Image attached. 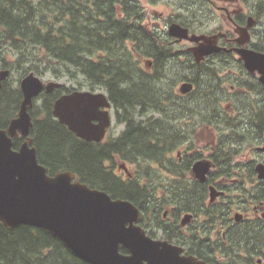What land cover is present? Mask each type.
<instances>
[{
    "label": "trees",
    "instance_id": "16d2710c",
    "mask_svg": "<svg viewBox=\"0 0 264 264\" xmlns=\"http://www.w3.org/2000/svg\"><path fill=\"white\" fill-rule=\"evenodd\" d=\"M160 1L0 0L1 65L20 72L19 77L31 71L39 75L51 71L55 77L65 75L71 80L81 75L89 89L106 92L114 107L116 123H126L119 137L97 143L85 141L74 136L51 115L55 94L70 92L73 88L60 86L50 98L41 96L43 104L30 110L33 120L31 145L35 147L38 162L50 175L69 170L90 187L104 190L112 198H127L135 203L141 194L144 195L146 186H140L136 177L135 180H122L106 166L107 161L112 165L122 161L135 164L137 172L158 174L149 163L174 162L176 158L169 153L178 146L185 145V150L199 147L193 134L204 123L214 132V152L220 151L219 157L210 154L211 157L224 172L232 173L233 161L244 146L250 144V133L263 138L264 98L259 100L250 93L248 75H223L221 72L233 68L234 56L218 52L195 63L191 52L173 43L165 29L146 25L145 5L155 6ZM172 1L176 3L172 10L175 16L170 15L167 22L176 21L197 32L204 31L216 20V11L207 0ZM250 7L258 22L251 45L264 51V0H254ZM213 61L217 64H211ZM179 80H190L198 86L194 85V89L182 96L177 93ZM9 83L0 91V128H5L8 118L16 115L20 99ZM226 83L242 89L241 92L236 90L240 95L233 100V108L240 110L241 116L224 111ZM253 85L264 92V85L257 80ZM239 105L254 111L258 117L252 119L254 112L248 114ZM152 132L158 134L154 136L156 139L151 137ZM188 135L190 139L186 138ZM24 139L22 136L13 139V148ZM163 140L168 142L160 143ZM198 154L202 152L194 153ZM253 163H250V182L256 181V184L236 182L234 185L239 189L235 193L239 195L245 191L255 203L264 202V183L255 179ZM145 176V184L150 185L154 178ZM202 188L203 185L198 186L196 193L177 189L182 194L180 203L197 204ZM205 214L207 220L215 217L214 210H207ZM258 224L261 229L254 227L250 234L251 247L261 245L259 251H250L254 259L264 255V221ZM243 230L238 229L233 234L237 244L243 245L246 240L241 237L242 233H250ZM254 259L246 264H254ZM207 263L215 264L214 261ZM0 264L90 263L46 229L26 224L7 229L0 222Z\"/></svg>",
    "mask_w": 264,
    "mask_h": 264
},
{
    "label": "water",
    "instance_id": "95a60500",
    "mask_svg": "<svg viewBox=\"0 0 264 264\" xmlns=\"http://www.w3.org/2000/svg\"><path fill=\"white\" fill-rule=\"evenodd\" d=\"M254 23L251 16L247 25L240 27L244 35L237 39L240 44L248 40V30ZM166 32L175 42H189L187 50L196 62L221 50L236 52L248 71L257 73L264 84V51L223 47L218 40L224 33L193 32L176 21L169 22ZM8 74V68L0 70V87ZM60 85L54 80L44 83L33 71L20 80L23 97L18 115L6 129H0V222L7 229L20 224L46 229L90 264H203L194 256L180 255L182 248L179 246L145 236L134 224L139 214L130 201L113 199L106 191L76 179L69 170L49 175L37 160L35 147L30 145L31 138H27L18 150L12 148L9 135L19 132L28 136L32 126L28 106H32V100L43 89L49 92ZM191 88L190 81L179 85L182 93ZM109 108L105 91L74 89L54 100L51 114L76 137L99 142L112 122ZM258 150L264 153V145ZM210 168L211 163L203 159L192 166L201 181L205 180ZM255 170L258 178L264 179V163H256ZM209 192L210 202L224 193L213 185L209 186ZM235 218L237 220V214ZM189 219L190 214H187L182 222ZM120 247L126 248L127 254L120 252Z\"/></svg>",
    "mask_w": 264,
    "mask_h": 264
},
{
    "label": "flooded vegetation",
    "instance_id": "af4514ba",
    "mask_svg": "<svg viewBox=\"0 0 264 264\" xmlns=\"http://www.w3.org/2000/svg\"><path fill=\"white\" fill-rule=\"evenodd\" d=\"M209 5L219 13V15L223 18V21L229 25L230 29H226L224 26L220 28H216L214 30L207 31L208 34H213L217 32L224 33V36L219 37L218 43L226 48L230 47H243L247 49H254L251 43L254 41L253 34L254 29L257 28V19L254 16L253 8H246V6L241 2V0L235 1H227V0H207ZM240 16V18L238 17ZM253 17L255 23L249 28V36L248 40L244 44H240L237 39L243 38V32L240 27H244L248 23V19ZM241 21V22H240ZM182 42V41H180ZM179 42V43H180ZM175 42V39L173 40ZM221 54H231L235 58V62H233V68H228L227 71L221 70L223 75L229 74L238 76L240 74L248 75V84L250 87V93L254 94L259 100L264 98V92L261 88L254 84V80H257L261 85L262 84L258 79V74H252L248 71V69L244 66L242 60H240V56L234 51L221 50L219 51ZM218 53V52H215ZM215 53L209 54L205 56L199 62H196L193 57V61L195 63H200L205 61L208 57L214 55ZM211 64H217L216 61L211 62ZM147 67H150V64L147 63ZM8 68L1 65L0 62V70ZM9 74L6 79L1 81L0 91L3 86L6 87L7 82L11 80V72L12 70L8 68ZM184 81L190 80H179V84L177 85V93L180 95H186L192 89L197 87L198 85L193 84V88L187 93H182L179 91V85ZM11 82V81H10ZM191 82V81H190ZM10 88L16 91L20 99L16 104V115L8 118V124H10L11 120L17 116L21 100L23 97V93L20 88V80L17 82L9 83ZM251 85V86H250ZM62 86V85H61ZM235 84L226 83L225 84V103L223 104L224 111L230 113L231 115L241 116L242 112L240 110H235L233 108V100L239 96L240 94L236 93V90L241 92V88H237ZM59 88V86L57 87ZM57 88L46 92L44 89L40 92L39 96L35 97L32 100V107L28 109V113L30 114L32 125V115L30 110L35 108H39L43 104V99L41 96L47 95L50 96L56 93ZM63 93H68L65 91L57 92L53 98L52 104L54 100ZM18 96V98H19ZM110 101V100H109ZM240 106V105H239ZM243 111L251 114L254 111L246 110L247 107L240 106ZM52 110V108H51ZM110 113H111V124L107 129L103 140L110 137H119L122 132L126 128V123H116L114 107L112 102L110 101ZM188 113L187 111H182ZM197 113V112H194ZM199 113V112H198ZM201 114V113H199ZM199 114H194L198 117ZM52 115V114H51ZM158 116V113H155ZM149 117V116H148ZM258 117L257 114L252 115V119ZM156 118V117H155ZM143 119V118H140ZM264 120V119H263ZM144 121V119H143ZM251 121V120H250ZM113 124V125H112ZM154 126H159L153 124ZM65 126V125H64ZM31 128V127H30ZM30 128L28 136H23L21 133L17 132L15 135H9L11 140V146L13 148V139L14 141L18 139V136H22L25 139L33 138L30 136ZM189 128V123H188ZM201 128L207 129L204 123L201 124ZM72 133V132H71ZM109 133V134H108ZM153 133V132H152ZM73 134V133H72ZM108 134V135H107ZM195 134V133H194ZM193 134V140H195V136ZM74 135V134H73ZM75 136V135H74ZM154 136H158V134L153 133L151 136L153 139ZM78 138V137H77ZM164 138H166L164 136ZM163 138V139H164ZM187 139H190V136H186ZM80 139V138H79ZM102 141V140H101ZM14 150H18L21 144ZM93 142V141H92ZM100 142V141H99ZM168 141L163 140L160 143L166 144ZM97 143V142H96ZM31 145V143H30ZM195 145V143L193 144ZM264 145V125H263V138H260L259 135L253 136L250 133V144H247L246 148L244 146L243 150L239 153L236 159L233 161V172L226 173L224 172L219 165L213 160L211 155H215L217 157L220 156V151L217 150L214 152V148L216 147V143L211 141L209 143L210 154L206 160L211 163L212 169L206 175L205 180L201 181L199 177L193 172L192 166L193 163L198 159H203L206 156V152L200 151L201 147H195L193 150H185L186 146H178L174 148L172 152L169 153L170 157H175L174 162L172 160H163L160 163H149L150 168L154 169L157 173H149V172H137L135 170V164H128L125 162H115V165H112L111 161L106 162V166L112 171L116 176H120L122 180L134 179L137 178V181L140 186H146V191L144 190L143 194L139 191V199L133 203L131 200L127 198H120L130 201L136 207L139 218L134 224L138 226L141 230H143L145 236L149 237L151 240H159V241H167L168 243L174 244L182 248L180 255H190L197 258L198 261H201L203 264H208L207 261H214L215 264H246V261H253V257H250V251L253 253L254 251L260 249V243L257 246L254 245L252 248L250 245V239H252V235L254 227L255 229H261L258 224V221H264V202L259 201L255 203L249 196L244 193L237 195L235 193L237 188L234 183L240 182L243 185L247 183V185H255L256 181L250 182V163L262 162L264 163V153L258 150V147ZM33 146V145H32ZM195 152H202L199 156L194 155ZM187 155H191V157H186ZM250 156H254L255 159H250ZM47 170V168H46ZM217 170V171H213ZM59 172V171H58ZM255 172V170H254ZM48 173V171H47ZM57 173V172H56ZM49 174V173H48ZM55 174V173H54ZM50 175V174H49ZM150 176L154 178V180L150 183V185L145 184L147 182L146 176ZM255 179H257V174L255 172ZM259 180V179H257ZM262 181V180H261ZM263 182V181H262ZM264 183V182H263ZM203 185L201 193L199 194V202L194 205L185 206L180 203V199L182 198V194L179 188H185L186 191H197V187ZM213 185L217 189H221L224 191L223 195L218 196L212 202H210V192L209 186ZM255 187V186H254ZM251 188V187H250ZM153 189L154 191L150 190ZM111 196V195H110ZM115 199V198H113ZM214 210L215 217L214 219L207 220L206 211ZM223 211L226 212V215H223ZM190 214V219L183 223L182 220L185 215ZM238 215L236 220L235 216ZM207 222L210 227H206ZM129 224H127L128 226ZM208 229V230H207ZM238 229H244L245 231H250L242 233L241 237L246 239L242 244H237L234 240L233 234ZM243 230V231H244ZM234 239V240H233ZM123 254H127V249L124 247H120ZM124 249V250H123ZM214 251V253H212ZM264 253V250H262ZM252 264V263H250ZM254 264H264V255L257 256L254 259Z\"/></svg>",
    "mask_w": 264,
    "mask_h": 264
},
{
    "label": "rangeland",
    "instance_id": "374dc122",
    "mask_svg": "<svg viewBox=\"0 0 264 264\" xmlns=\"http://www.w3.org/2000/svg\"><path fill=\"white\" fill-rule=\"evenodd\" d=\"M241 2L246 6V8H250V3L254 2V0H250V1L247 0L246 2L241 0ZM175 7H176V3L173 2L172 0H161L155 6H149L148 4L145 5V10H146V15H147L146 25L149 28L152 27V28H156L159 30H162V29L166 30V28L169 24V22H167V18L170 15L175 16V12L172 11ZM223 26L226 29H230L229 25H227L223 21V18L219 15V13L216 12V20L212 21L211 24H209V26L207 28H205L206 30L197 31V32H207V31L214 30L216 28H220ZM175 44L179 48H183V47L186 48L189 46V42H187L186 40H183L180 43L177 42ZM40 54L41 53H39V55ZM7 56L8 55H6L5 57H7ZM10 58L11 57L9 56L8 59H10ZM34 74L36 76H39L40 79L44 82L54 80V81H58L59 83H61V85L64 87H70V88H74V89H89V86L86 85L83 76L77 75V73H76V75H77L76 78L73 80L69 79L65 75H63L62 77H59V78L55 77L51 71L45 72L42 75H39L36 73H34ZM19 75H20V72L13 70L11 72V80L10 81L12 83L19 81L22 78L21 76L19 77ZM97 90H101V89H97ZM194 136H195V142H196L197 146L201 147L200 151H204V152L208 151L209 150L208 146H209L210 140L212 139V137H214V132H212V130H210V129L199 128L198 130L195 131ZM250 159H255V157L250 156Z\"/></svg>",
    "mask_w": 264,
    "mask_h": 264
},
{
    "label": "bare ground",
    "instance_id": "6f19581e",
    "mask_svg": "<svg viewBox=\"0 0 264 264\" xmlns=\"http://www.w3.org/2000/svg\"><path fill=\"white\" fill-rule=\"evenodd\" d=\"M109 14V13H108ZM33 106V105H32ZM32 106H28V108H31ZM18 115V114H17Z\"/></svg>",
    "mask_w": 264,
    "mask_h": 264
}]
</instances>
